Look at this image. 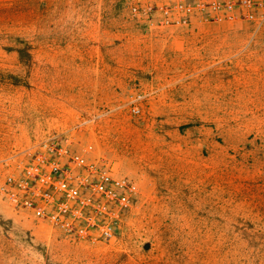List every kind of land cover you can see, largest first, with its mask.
I'll list each match as a JSON object with an SVG mask.
<instances>
[{"label":"rangeland","instance_id":"rangeland-1","mask_svg":"<svg viewBox=\"0 0 264 264\" xmlns=\"http://www.w3.org/2000/svg\"><path fill=\"white\" fill-rule=\"evenodd\" d=\"M54 141L137 188L109 240L0 191V264H264V0H0V188Z\"/></svg>","mask_w":264,"mask_h":264},{"label":"built area","instance_id":"built-area-1","mask_svg":"<svg viewBox=\"0 0 264 264\" xmlns=\"http://www.w3.org/2000/svg\"><path fill=\"white\" fill-rule=\"evenodd\" d=\"M250 7L253 0H241ZM213 7L222 8L220 2ZM178 16L165 18L163 24H186L191 11L183 2L176 5ZM226 8L232 10L234 1ZM173 8L167 7L166 13ZM249 18H254L252 12ZM138 111V108H134ZM68 157L70 164L64 163ZM87 168L84 174L75 173L76 169ZM137 185L125 177H116L108 171L88 164L80 154H70L68 146L60 141L51 142L47 151L38 155L35 161L25 167L20 178L9 176L2 184L1 193L13 204L31 212L37 218H47L53 226L61 228L67 235L80 239L109 240L116 235L117 226L108 215L106 203L98 201V195L105 200L121 198L122 191H134Z\"/></svg>","mask_w":264,"mask_h":264}]
</instances>
